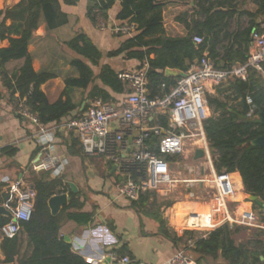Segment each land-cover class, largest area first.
Here are the masks:
<instances>
[{"label": "trees", "instance_id": "obj_1", "mask_svg": "<svg viewBox=\"0 0 264 264\" xmlns=\"http://www.w3.org/2000/svg\"><path fill=\"white\" fill-rule=\"evenodd\" d=\"M239 0H197V10L191 18V31L185 37L165 36L163 5L157 0H122L116 21L122 24H135L137 30L132 38L124 41L117 50L107 53L112 59L125 55L129 60L138 61L141 66L149 63V82L152 96L161 94L162 85L167 90L174 87L181 76H168L167 70L187 73L207 53L219 70H231L244 66L248 61L251 47V33L257 27V19H264V0H252L256 12H238ZM80 0H22L12 9L0 10V41L8 40V48L0 49V80L10 96L15 110L24 101L30 112L36 115L43 127L60 124L72 118L79 105L69 96L73 88L87 91L90 87V100L117 102L116 96L124 98L129 92L128 85L119 79V74L111 66L101 67L103 54L84 33L76 34L66 46L82 59H72L70 65L77 71V78L66 80L67 89L63 97L52 103L41 90L42 85L55 78L51 72L36 73L29 46L34 33L42 23L48 32L57 31L69 24V16L63 12L62 4L77 6ZM116 0H88L87 17L94 25H108L109 13ZM187 17V15H186ZM248 18L243 26L241 20ZM11 21V25L7 22ZM235 22V25L232 22ZM201 36L203 44L196 46L193 38ZM23 62L14 72L9 71L11 63ZM140 66V67H141ZM101 67V68H100ZM139 67V68H140ZM93 68H100L98 75ZM99 81L103 87L96 85ZM225 91L218 95H208L211 116L204 123L205 134L218 174L240 173L247 194L258 196L264 202V145L255 146L254 141L264 135L255 110L264 113V73L249 69L246 80L231 76ZM18 95V98H16ZM222 96V97H221ZM252 104L247 103V99ZM253 111L252 115H249ZM167 120L162 119L166 125ZM14 157L18 150L13 147L0 151ZM68 152L74 157H83L81 144L73 139ZM28 167L21 169L27 171ZM238 178V175H234ZM26 182L34 189L35 199L31 219L20 222V233L28 234V249L22 257V241L19 235L13 239L4 238L2 249L5 264H89L73 253L71 245L61 238L65 220L79 225L92 221L93 213H85V202L80 193H75L65 182L64 177H52L51 173L30 172ZM5 184L0 183V205L14 208L16 198L5 192ZM67 193L69 203L54 216L49 201L55 195ZM243 199V195H241ZM131 208L140 215L152 216L159 224V234L168 239L177 251L185 250L190 239H196L194 248L189 249L196 262L223 259L226 264H264L263 231L248 241L238 245L236 236L242 230L239 226L224 224L211 231L206 237H199L195 231L170 233L166 228L163 206L172 203L159 201L157 192L144 193L139 201H129ZM258 210H262L254 204ZM12 218L0 216V229L11 223ZM33 248L32 254L29 251ZM119 256L133 259L127 245L115 251ZM29 256V257H28Z\"/></svg>", "mask_w": 264, "mask_h": 264}, {"label": "crops", "instance_id": "obj_2", "mask_svg": "<svg viewBox=\"0 0 264 264\" xmlns=\"http://www.w3.org/2000/svg\"><path fill=\"white\" fill-rule=\"evenodd\" d=\"M21 1L0 0V10L12 9ZM63 1L61 0L62 3ZM157 1L163 5L165 36L169 38L187 36L192 29L187 24H191V18L197 10V0ZM116 2V6L109 13L110 21L108 25H94L87 17L88 0H80L77 6L62 4L63 12L69 16V24L67 26L57 31L48 32L46 24L42 23L40 28L34 33L33 40L29 46V53L33 57L35 72H51L55 74L54 79L41 87L50 102L55 103L63 97L67 89V79L78 77L77 71L70 65V62L72 59L82 58L71 51L65 44L76 34H86L100 49L103 54L101 67L109 65L117 72L122 73L139 69L141 66L138 61L129 60L125 55L112 59L107 58L109 51L117 50L124 41L135 35L134 33L125 36L116 32L117 27L122 24L115 19L120 10L121 1L116 0ZM259 22L257 21L256 23L258 24ZM7 24L11 25V21H8ZM9 45L8 40L0 41V49L8 48ZM22 63L9 64V71L14 72ZM100 68H93L96 75L100 72ZM96 85L103 87L99 81H96ZM91 88L87 91L78 88L70 90L69 96L79 105L73 116L80 113L93 102L89 98ZM209 88L208 95H218L217 87ZM16 98H18V95H16ZM63 98L66 99L65 96ZM116 99L117 102H120L124 98L116 96ZM68 119L66 118L63 121ZM42 127L17 115L15 106L0 80V151L8 147L18 150L14 157H9L0 152V183L6 185L5 192H9V189L14 185H19L21 191L32 189L26 180L31 171L37 174L41 173L37 171L36 166L42 158L43 150L38 137ZM73 139H76L73 134L58 133L51 152L66 160L67 165L62 174L64 182L70 188L71 185L75 186V191L71 189L75 193H80L81 200L85 202L83 212L93 213V218L87 225H79L73 221L65 220L62 224L61 238L65 241V237H70L73 253L82 257L86 262L88 259L98 262L104 256L108 257L110 254H117L115 251L127 245L134 261L146 264H169V260L178 252L177 249L168 239L159 234V224L152 216L140 215L131 208L128 200L118 196L116 185L119 182V177L118 175L117 178L115 177V174H118L116 167L102 158L71 156L68 148L72 145ZM195 155L192 154V149L189 147L185 155L176 160L178 162V172L175 177L179 182L171 193L168 194L167 191L157 192L160 202L172 203L162 209L166 228L170 233L187 231L191 215L195 213L212 214L218 219L223 216L218 201L206 184L196 186L198 199L193 200L188 194L190 187L193 185L186 184V181L198 180L205 175L212 176L216 173L213 162L208 164L206 160L201 161L204 169L197 171L194 161L198 160H194ZM26 167H28L27 171L22 172ZM234 175H238V178ZM52 177L55 176L52 175ZM231 177L236 185L237 193L230 200L229 205L233 214L240 216L245 211L254 208V204L246 199L247 193L240 173L235 172L231 174ZM241 195H243V199ZM67 196L69 199L68 194ZM14 198H16L17 203L14 208L8 205H1L5 206L13 214L18 205L17 197L12 196V200ZM63 207H61L58 214ZM19 238L22 241L21 256L23 257L28 249L29 237L28 234L21 232ZM2 243L3 238L0 236V264H5ZM73 243L76 247L73 246ZM32 252L33 248L28 255L30 256ZM196 264L198 263L196 262ZM199 264H226V262L220 258L218 260L203 261Z\"/></svg>", "mask_w": 264, "mask_h": 264}, {"label": "built area", "instance_id": "obj_3", "mask_svg": "<svg viewBox=\"0 0 264 264\" xmlns=\"http://www.w3.org/2000/svg\"><path fill=\"white\" fill-rule=\"evenodd\" d=\"M135 24H121L116 32L125 36L136 32ZM251 47L248 61L244 66L231 70H219L206 53L204 57L181 77L174 87L167 90L162 85L161 94L152 96L149 82V63L133 71L119 74V79L128 85L130 92L120 102L95 100L80 113L51 128L41 126L36 115L30 112L24 101H21L17 115L42 127L39 132L42 158L36 169L38 172L62 176L67 165L66 160L53 154L55 139L58 133L73 134L81 144L83 155L89 158H102L116 167L119 182L116 191L119 197L128 201H139L144 193H171L178 179L179 158L185 155L190 147L195 155L198 149L205 152V157L194 161L197 171L204 169L202 160L212 164L209 143L204 130V123L210 117L208 93L226 83L231 76L247 79L248 70L264 73V20L260 21L251 33ZM194 44H203L204 38L195 36ZM252 104L250 98L247 99ZM250 111L249 115H252ZM166 119V125L162 124ZM132 141L130 142V139ZM195 160V159H194ZM189 189L191 199H198L196 186L206 184L213 191L223 216L218 219L212 214L195 213L188 222V230L197 232L199 237H206L211 231L224 224L244 226L264 232V210L255 207L240 216L233 214L230 200L237 193L231 174L214 173L212 176L193 181ZM12 196L18 199L12 222L0 229L1 238L13 239L20 233V222L31 219L35 192L32 189L21 191L19 185L9 189ZM196 239H190L185 250L178 251L169 264H196L186 250L194 248ZM109 264H146L137 262L129 256L110 254ZM100 261L87 260L89 264H102Z\"/></svg>", "mask_w": 264, "mask_h": 264}, {"label": "water", "instance_id": "obj_4", "mask_svg": "<svg viewBox=\"0 0 264 264\" xmlns=\"http://www.w3.org/2000/svg\"><path fill=\"white\" fill-rule=\"evenodd\" d=\"M119 1H122V0H119ZM166 75L183 77L185 74L178 72V71H175V70H167ZM255 114H257L261 124L264 126V113L258 112L257 110H255ZM131 141H132V138L130 139V142ZM254 145L255 146H263L264 145V135L261 136L260 138H258L257 140H255ZM204 157H205L204 150H200V149L197 150L196 155H195V160H201ZM71 188L74 191L76 190L74 185H71ZM33 191H34V189L32 188V192ZM247 199L250 202H252L253 204H255L257 207L264 210V202L258 196L248 195ZM68 201H69V199H68L67 194L52 197L49 201V206L51 208L53 215L58 214L61 207L66 206L68 204ZM0 216L12 218L13 213L10 210H8L5 206L0 205ZM64 239L68 244H72V240L70 239V237H65ZM73 246L76 247V245H74V243H73ZM262 260H263V258H262ZM109 262H110V257H108L102 264H109Z\"/></svg>", "mask_w": 264, "mask_h": 264}, {"label": "rangeland", "instance_id": "obj_5", "mask_svg": "<svg viewBox=\"0 0 264 264\" xmlns=\"http://www.w3.org/2000/svg\"><path fill=\"white\" fill-rule=\"evenodd\" d=\"M256 6L255 4L253 3L252 0H239L238 1V12L242 11V10H248V11H253L255 12L256 11ZM264 19H262L261 17H259L257 19V21H263ZM241 23L243 26H247L248 23H249V19L248 18H243L241 20ZM233 25H235V22L233 21L232 22ZM227 84L223 83L221 85H219L216 89L217 91L221 90V91H225L227 89ZM43 173V172H41ZM117 175L119 177V174H115V177L117 178ZM212 195H214L213 191L210 190ZM248 195H246V199L248 198ZM166 206V205H165ZM164 208V206L161 208V213L164 214V212H162V209ZM236 226H239V225H236ZM239 227H242V228H246L244 230H242V232L236 236V241H237V244L238 245H241V244H247L249 240L253 239L255 237V235L259 234V231L258 230H255V229H251V228H248V227H244V226H239ZM262 240H264V236L262 237ZM187 253L192 257H194V255L192 254V252H190V250H186ZM192 257V258H193Z\"/></svg>", "mask_w": 264, "mask_h": 264}, {"label": "bare ground", "instance_id": "obj_6", "mask_svg": "<svg viewBox=\"0 0 264 264\" xmlns=\"http://www.w3.org/2000/svg\"><path fill=\"white\" fill-rule=\"evenodd\" d=\"M174 215V214H173Z\"/></svg>", "mask_w": 264, "mask_h": 264}]
</instances>
